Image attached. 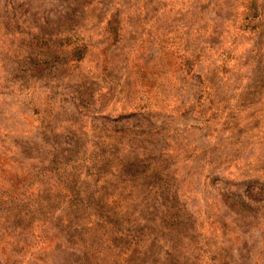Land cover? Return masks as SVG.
I'll return each instance as SVG.
<instances>
[{"label":"rangeland","instance_id":"1","mask_svg":"<svg viewBox=\"0 0 264 264\" xmlns=\"http://www.w3.org/2000/svg\"><path fill=\"white\" fill-rule=\"evenodd\" d=\"M0 264H264V0H0Z\"/></svg>","mask_w":264,"mask_h":264}]
</instances>
